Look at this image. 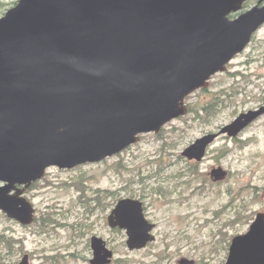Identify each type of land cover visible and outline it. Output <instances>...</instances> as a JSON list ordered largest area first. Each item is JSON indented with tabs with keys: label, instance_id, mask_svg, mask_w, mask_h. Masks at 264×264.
Here are the masks:
<instances>
[{
	"label": "water",
	"instance_id": "obj_1",
	"mask_svg": "<svg viewBox=\"0 0 264 264\" xmlns=\"http://www.w3.org/2000/svg\"><path fill=\"white\" fill-rule=\"evenodd\" d=\"M246 1L19 0L0 18V212L32 224L23 193L47 169L99 163L187 115L185 98L207 89L264 24V0L228 18ZM263 115L264 106L241 113L180 155L200 163L217 138H236ZM209 176L221 182L227 172ZM107 225L125 232L129 251L155 241L138 200H119ZM90 249V264H111L103 239L91 237ZM225 264H264V213L232 238Z\"/></svg>",
	"mask_w": 264,
	"mask_h": 264
},
{
	"label": "rangeland",
	"instance_id": "obj_2",
	"mask_svg": "<svg viewBox=\"0 0 264 264\" xmlns=\"http://www.w3.org/2000/svg\"><path fill=\"white\" fill-rule=\"evenodd\" d=\"M17 2L0 0V18ZM257 2L248 0L242 12ZM235 73L243 74L250 82L237 97L236 88L245 86V79ZM221 89L233 96V100L226 102L229 106L208 124L192 122L187 114L165 125L164 140L156 138L158 134H148L120 156L71 170L47 169L45 177L25 194L35 209L34 224L23 227L0 213V233L22 241L29 264H89L92 236L106 241L113 251L111 264H116V260H131L132 264H178L181 259L193 264H224L231 239L247 232L256 213H264V116L237 138L221 136L208 148L197 167L199 175L209 180L202 190L196 189L202 186L199 179L191 177L190 185L186 186L188 175L182 179L175 175L186 171L189 162L180 153L195 140L217 133L240 113L264 106V25L245 51L228 65L227 71L213 76L208 89L196 91L185 99V104L189 109H199ZM213 167H222L228 177L213 182L208 177ZM158 168H162L159 175L148 177ZM160 186L167 193L157 191ZM81 189L87 197H98L99 201L92 199L89 208L84 207L78 199ZM105 192L114 195L110 197ZM233 195L236 207L232 204L231 208L222 209ZM128 198L141 201L145 218L155 225V241L139 251H129L125 233L111 230L107 225V216L116 203ZM237 210L252 215L249 224L245 219L236 222ZM46 213L68 227L56 225L54 230L41 232L36 220ZM22 255L6 264H17Z\"/></svg>",
	"mask_w": 264,
	"mask_h": 264
},
{
	"label": "trees",
	"instance_id": "obj_3",
	"mask_svg": "<svg viewBox=\"0 0 264 264\" xmlns=\"http://www.w3.org/2000/svg\"><path fill=\"white\" fill-rule=\"evenodd\" d=\"M235 75L241 76V78L245 79V76L241 73H235ZM231 76H233V74H231ZM249 83L250 82L245 79V86H243L242 88L237 87L236 93L234 94V96L237 97L242 91H245L246 86ZM222 97H224V98H222ZM229 100H233V96H229L228 94H226V91L224 89H221L210 102L206 103L201 108H199V109L190 108L188 111V115H189V117H191L192 122H197L198 124H208L211 120H213L215 117H217L222 111H224L229 106V105H227L228 103H226ZM183 120L186 121L187 119L184 118ZM164 132H165V129L163 128L161 130V132L158 135H156L155 137L158 139L164 140ZM143 138L144 137H142L141 139H143ZM165 146H166V144L164 143V147ZM161 152L163 153L164 150L162 149ZM118 156H120V154ZM149 165H153V162H149ZM197 167H198L197 163H193V164L187 163L186 171L177 173L175 175V177L182 179L184 176L188 175L189 181L184 182V184L186 186L190 185V183L192 181L191 177L194 179H199L202 186H198V187H196V189H197V191H200L208 183L209 180L206 176L199 175ZM161 171H162V168H158L154 173H150L148 175V177L157 176V175H159V173ZM143 180H144V178L140 176V182H143ZM80 191H81V194H80L78 199L80 200V202L83 203L84 207L86 206L89 208V203L92 201V199H93V201H94V199H95V201L96 200L99 201L98 197H94V198L87 197L85 195L83 189H81ZM157 191H159L161 193H167V191H164L161 186L159 188H157ZM99 192L100 191H96V193H99ZM106 194H108V195L110 194V197L112 195H114L113 193H110V192L106 193ZM237 196H239V194H237ZM130 197H134V195H131ZM235 201H236V198L233 195L232 200L229 202V204H227V206L223 207L222 209H225L226 207L231 208L232 204H233V207H236L234 205ZM237 208H239V207H237ZM93 209L94 208H92L91 210H93ZM222 211L223 210L217 212L216 215H220L222 213ZM90 213H91V211H90ZM236 218H237L236 222H238V221L240 222L242 219H245V222H247L249 224V222L252 220V215H245L243 213V211L237 210L236 211ZM36 222L40 224V226L42 228L41 232H46L48 229L54 230V227H56V225H58L59 227H62V228L68 227L66 224L56 222L52 218V215L50 213L44 214L43 216L40 217V219H37ZM71 227H73V226H71ZM18 244H19V246H18ZM22 245H23L22 241L14 239V237H12V236H5L4 234L0 233V264H6L7 261H10L15 256L25 253ZM115 263L116 264H132V261L131 260H116Z\"/></svg>",
	"mask_w": 264,
	"mask_h": 264
},
{
	"label": "flooded vegetation",
	"instance_id": "obj_4",
	"mask_svg": "<svg viewBox=\"0 0 264 264\" xmlns=\"http://www.w3.org/2000/svg\"><path fill=\"white\" fill-rule=\"evenodd\" d=\"M258 108V107H257ZM257 108H254V109H257ZM28 190H25L24 193H23V196H25V194L27 193Z\"/></svg>",
	"mask_w": 264,
	"mask_h": 264
}]
</instances>
